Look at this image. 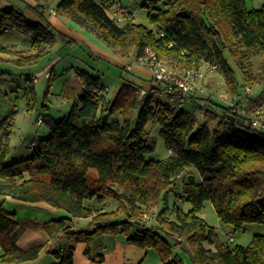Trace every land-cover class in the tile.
<instances>
[{"label":"trees","instance_id":"obj_1","mask_svg":"<svg viewBox=\"0 0 264 264\" xmlns=\"http://www.w3.org/2000/svg\"><path fill=\"white\" fill-rule=\"evenodd\" d=\"M25 3L37 13L43 8ZM118 4L58 0L55 11L123 57L132 44L138 57L150 48L161 58L175 60L176 66L217 63L234 95H241L240 89L251 82L264 87V3L248 8L246 0H146L143 7L149 9L152 27L136 22L133 13L121 25L109 13L119 11ZM13 29L31 37L32 52L16 58L21 67L46 56L58 38L72 42L47 20L30 22L14 7L0 9V74L7 72L2 64L12 62L5 56L16 54L14 44L1 42ZM226 53L233 57L241 80ZM252 54L262 57L258 73ZM77 72L84 85L78 101L63 118H43L48 131L32 141L31 155L6 162L7 148L0 149V196L47 202L68 214L43 223L45 243L22 247L17 213L0 203V264L36 259L47 242L60 236L68 247L59 244L54 250L55 264H75L81 242L87 244L85 254L101 262V255L91 252L99 233L125 236L128 244L144 250L154 247L163 264H183L174 247L187 249L194 264H264L263 234H255L247 246L233 247L220 240L200 214L211 201L221 220L235 230L264 223V130L217 98L199 97L193 109L178 108L154 94L141 97L142 75L132 73L136 79L125 78L115 98L109 99L99 92L105 88L100 77L86 69ZM196 107L219 119L217 124H201ZM150 122L162 126L170 151L163 160H146L157 143L147 129ZM179 177L182 185L169 189ZM180 202L191 203V208L186 211ZM154 212L161 219L148 224L145 216ZM91 217L86 227H76V219Z\"/></svg>","mask_w":264,"mask_h":264},{"label":"rangeland","instance_id":"obj_2","mask_svg":"<svg viewBox=\"0 0 264 264\" xmlns=\"http://www.w3.org/2000/svg\"><path fill=\"white\" fill-rule=\"evenodd\" d=\"M57 1L58 0H54L51 2V4L54 6ZM246 1L249 8H259L264 2V0H253L254 3L252 4V0ZM145 3L146 0H119L120 5H118L127 9L133 8L135 21L152 27L148 20L149 9L143 7ZM109 13L112 17L117 18L121 25L125 22V16L127 14H132V12H122L121 8L119 11L113 9ZM27 18L30 22H35L34 18L30 16ZM30 38L31 37L29 35L23 34L18 30L13 29L6 33L1 39V42L5 44H12L10 42L11 40L20 42L19 45H13V49L15 50L16 54L5 56L6 59L12 60V62L5 61L2 64V68L7 72L0 74V149L7 148L6 162H11L13 160L22 158L24 156V152L32 153V146L35 145L32 143V141L37 139L39 135L44 136L47 134V124L44 123L42 126L38 125V120L40 118L47 119L51 116L60 119L67 116L74 102L78 101L79 96L84 88L83 82L77 72L78 69H87L92 74L100 77V83L102 85L108 86L109 92L106 93V97L109 99L113 96L118 83L123 82V80L128 78L131 73H135L122 68L124 64L122 66H118L106 57H100L93 54L90 50V47H88L86 44H77L78 47L75 48L71 47V45L62 38H58L57 43L53 45L51 51L46 56L41 58L37 63L29 67H21L16 62V58L23 56L21 57L23 59L24 57H27L25 55H28L32 52L30 49ZM98 41L99 44L105 49H111L115 54L121 56L115 49H109L106 43L102 40L98 39ZM126 49L127 51L124 52L129 55L127 57L121 56L124 59V63L126 61L130 62L131 64L136 63L138 60V56L136 55V46L129 44ZM226 56L231 66L235 69L238 78L241 80L240 71L235 65L233 57L229 53H226ZM162 59H164L163 61L169 68H175V60L171 62L168 60V58L162 57ZM252 61L254 64V72L258 73L262 57L258 54H252ZM145 68L149 70L148 67ZM241 82L242 81H240V83ZM248 84H251V87L256 94V98H251L253 103L264 105V87L255 83L253 84L252 82ZM207 86L211 89H216L218 91V96L223 95L222 97H226L227 102H231L233 100L232 98L235 96L230 92L228 84L221 72L211 73L208 78ZM145 87L150 89L148 86ZM244 87L245 86H243L239 92V94L242 96L245 95ZM32 89H34V91ZM197 100L199 102L201 101L200 99ZM191 108L193 109V104L187 106V109ZM212 109L214 108H211V110ZM218 112L221 113V111ZM195 113L198 116L199 122L201 124L205 123L210 127H214L219 120H214L212 116L208 114L205 115L198 107L195 108ZM147 129H149L151 134L156 138L157 143L155 149L152 152L147 153L145 156L146 160H163L167 158L170 155V151L166 144L165 138L161 133L162 126L159 123L150 122L147 126ZM179 180L180 178L176 179L173 186L171 185L169 189L175 188L176 190V188H178L180 185L178 182ZM173 201L174 198L172 196L171 203ZM180 205H182L186 210L191 208V203L189 202H180ZM101 207H103L102 204ZM105 207H107V209L110 208L108 206H104L103 208ZM32 209L33 208H30V210ZM25 210L27 211L28 208ZM59 211L61 214L63 213L62 215L68 214L64 210ZM200 214L211 226L215 227L220 240L230 241V245L233 247L236 245H249L255 234L264 235V223H248L245 229L240 231L235 230L231 224L224 223L218 216L211 201L205 202ZM167 215H169L167 217L170 218L174 216L170 213H167ZM19 216L20 218L27 217L28 213L24 215L22 211H19ZM53 218L58 217L55 216ZM145 218L148 224L149 222L155 224V222L159 223L161 216L154 212L153 214L146 215ZM90 220H92V217ZM90 220H86V218L76 219V227L84 228L88 225V221ZM229 236H231V240L229 239ZM114 237L115 236L108 234H96L91 244L93 252L98 254V249L101 244H104V247L106 245L110 248L111 245L108 242H110ZM125 241L127 243V240ZM66 242V239H62L60 240L59 244L64 245ZM209 246L210 245H208V247ZM145 252L147 253L142 260V264H163L160 253L156 248L151 247L146 249ZM174 252L180 254L183 264H194L192 262L191 254L187 249L174 247ZM125 264L130 263L126 262Z\"/></svg>","mask_w":264,"mask_h":264},{"label":"crops","instance_id":"obj_3","mask_svg":"<svg viewBox=\"0 0 264 264\" xmlns=\"http://www.w3.org/2000/svg\"><path fill=\"white\" fill-rule=\"evenodd\" d=\"M0 1H1L0 9L14 7L22 11L26 17L30 16L34 18L35 21L47 20L56 31L66 36L67 40L72 41L70 44L71 47L77 48L78 47L77 44L78 45L86 44L88 47H90V50L92 51L93 54L100 56V57H106L107 59H109L110 61H112L118 66H122L124 64L123 57L115 54L110 48H109L110 50H107L104 47H102L99 44L97 37L92 32H89L85 30L84 28L78 26L76 23L72 22L68 18L61 17L57 13H55L56 4L53 6L51 4V2H53L52 0H0ZM25 1H28V3H31L33 6L39 5L43 8L37 13L31 8H29L26 5ZM15 3H18V4H15ZM253 3L254 2L252 0V4ZM10 42L12 44H18V45L20 43V42L13 41V40H11ZM130 71H133L136 74L142 75L143 81H139L138 79V83L142 87L141 89H147V87L145 86H148L150 88H153L154 86H156L154 81L152 82L153 78L151 76V72L147 70L145 67L140 66L138 64H134L132 70ZM128 78L136 79L135 76L132 75V73L130 76H128ZM123 82L118 83V86L116 90L114 91L113 96L110 99L115 98ZM103 86L108 87L106 85H103ZM44 123H46L45 120L42 124H38V123L37 124L42 126L44 125ZM23 155L24 156L20 159L28 158L31 155V153L24 152ZM182 178L183 177H180V180L178 181L180 184L179 187L181 186ZM0 203H3V205L7 209L15 211L17 213V219L21 225V228L23 229V232L19 234L18 243L19 245L23 247H27L31 243H45L47 241V236L42 229L43 223L46 221H49L51 218L55 216L59 217L63 214V213L61 214L57 208L53 207L47 202H36V203L24 202V201L15 199L11 196H6V197L0 196ZM27 206H30V207H27ZM26 208H28L27 211L25 210ZM30 208H33V209L30 210ZM19 211H22L24 215L28 213V216L20 218ZM86 220H90V218H86ZM89 222L90 221H88V223ZM62 239H64V237L60 236L56 240H51L47 242L43 251L41 252L39 257L36 259L23 261V262H17V263L16 262L7 263V264H55L58 260L54 254V250L58 246H60L59 243H60V240ZM125 240H126L125 236H115L113 239H111L110 242H108L111 245L110 248L106 245L104 247V244H101V246L98 249V254H95L91 247V252L93 255L95 256L101 255V257L103 258V261L101 262L90 259L85 254V249L87 247V244L84 242H81L77 245V248L75 250V264H125L126 262L130 264H142V260L144 259L147 252H145V250L137 246L126 243ZM61 247H64L66 249L68 247V243L66 242ZM177 254L179 255L180 259H182L180 254L179 253Z\"/></svg>","mask_w":264,"mask_h":264},{"label":"built area","instance_id":"obj_4","mask_svg":"<svg viewBox=\"0 0 264 264\" xmlns=\"http://www.w3.org/2000/svg\"><path fill=\"white\" fill-rule=\"evenodd\" d=\"M120 8L124 13L134 12L133 8L127 9L122 6H120ZM137 58L138 60L136 63L131 64L126 61L124 66L128 70H132L134 64L148 67L156 85L150 89H141V97L146 93L154 94L165 98L170 105L178 108H187V106L192 105L194 100L199 99V97L217 98L230 106L236 107L239 113L248 118L254 127L264 130V107L260 108L254 105L251 98L254 97L255 93L251 85L245 87L244 96L235 95L231 102H227L226 97H222L223 95L218 96V91L216 89H211L207 86L210 74L220 72L217 63L205 61L198 68L178 65L173 69L169 68L163 61L164 59L159 57V55L150 48H146L144 54ZM108 90V87H105L99 90V92L106 94ZM43 121L44 120L40 118L38 123L42 124ZM182 180L183 178L181 179V185ZM229 239L231 240V236H229Z\"/></svg>","mask_w":264,"mask_h":264},{"label":"water","instance_id":"obj_5","mask_svg":"<svg viewBox=\"0 0 264 264\" xmlns=\"http://www.w3.org/2000/svg\"><path fill=\"white\" fill-rule=\"evenodd\" d=\"M234 118V117H233Z\"/></svg>","mask_w":264,"mask_h":264}]
</instances>
